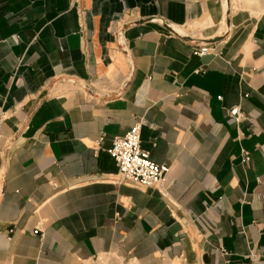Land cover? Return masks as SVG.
I'll return each mask as SVG.
<instances>
[{"label":"crops","instance_id":"obj_1","mask_svg":"<svg viewBox=\"0 0 264 264\" xmlns=\"http://www.w3.org/2000/svg\"><path fill=\"white\" fill-rule=\"evenodd\" d=\"M0 115V264H264V0H0Z\"/></svg>","mask_w":264,"mask_h":264},{"label":"built area","instance_id":"obj_2","mask_svg":"<svg viewBox=\"0 0 264 264\" xmlns=\"http://www.w3.org/2000/svg\"><path fill=\"white\" fill-rule=\"evenodd\" d=\"M83 29V27H82ZM215 48L210 45L199 46L194 50V55L203 57L214 53ZM227 116L235 123H240L243 114L238 108L228 111ZM4 124V118L0 115V133ZM144 123H137L126 136L115 139L110 156L115 161L118 173L115 183L128 185L135 188H158L164 196L168 195L165 188L166 179L170 173V166L166 163L158 164L150 159L149 154L142 148V129ZM104 136L97 142L98 148L102 145ZM251 159L244 155L243 163L246 167L250 166ZM264 200V196L262 197ZM35 235H40L39 229L34 231ZM42 237V236H41ZM223 256L229 254L221 249Z\"/></svg>","mask_w":264,"mask_h":264}]
</instances>
